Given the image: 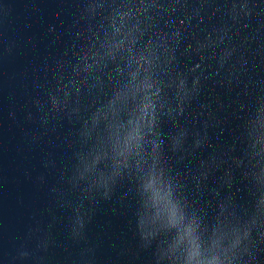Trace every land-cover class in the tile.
<instances>
[{
    "label": "water",
    "instance_id": "obj_1",
    "mask_svg": "<svg viewBox=\"0 0 264 264\" xmlns=\"http://www.w3.org/2000/svg\"><path fill=\"white\" fill-rule=\"evenodd\" d=\"M217 261L264 264V0H0V264Z\"/></svg>",
    "mask_w": 264,
    "mask_h": 264
},
{
    "label": "clouds",
    "instance_id": "obj_2",
    "mask_svg": "<svg viewBox=\"0 0 264 264\" xmlns=\"http://www.w3.org/2000/svg\"><path fill=\"white\" fill-rule=\"evenodd\" d=\"M234 7H235V5H234ZM241 7H245V5H241ZM225 258H227V257H225ZM216 264H220V262L217 261Z\"/></svg>",
    "mask_w": 264,
    "mask_h": 264
}]
</instances>
